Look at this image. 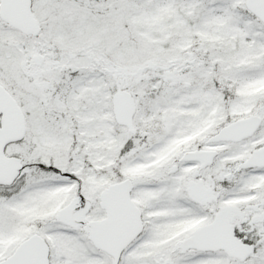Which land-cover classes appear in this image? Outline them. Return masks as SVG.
<instances>
[{
	"label": "snow or ice",
	"instance_id": "snow-or-ice-1",
	"mask_svg": "<svg viewBox=\"0 0 264 264\" xmlns=\"http://www.w3.org/2000/svg\"><path fill=\"white\" fill-rule=\"evenodd\" d=\"M0 264H264V0H0Z\"/></svg>",
	"mask_w": 264,
	"mask_h": 264
}]
</instances>
